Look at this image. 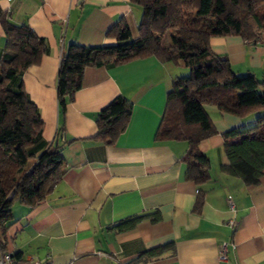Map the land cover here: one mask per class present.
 I'll return each mask as SVG.
<instances>
[{
    "label": "crops",
    "instance_id": "obj_1",
    "mask_svg": "<svg viewBox=\"0 0 264 264\" xmlns=\"http://www.w3.org/2000/svg\"><path fill=\"white\" fill-rule=\"evenodd\" d=\"M0 8L47 44L41 62L22 75L44 122V143L54 141L61 125L72 139L62 151L63 178L48 198L31 208L13 205V222L0 231V257L9 253L40 264H264V174L259 185L247 186L222 171L230 164L223 134L253 125L255 114L240 117L206 105L216 133L201 143L210 180L197 185L186 176L188 142L156 140L174 80L191 73L187 62L150 56L88 67L63 119L59 113L57 76L65 45L116 44L107 32L120 19L136 38L140 6L130 0H0ZM174 40L172 30L167 31L163 43ZM5 43L0 20V54ZM210 47L228 58L238 75L253 73L264 81V31L256 43L229 35L212 37ZM119 95L133 105L127 129L112 145L95 141L96 114ZM199 191L203 202L196 210ZM156 212L157 222L152 216L132 230L114 229L120 220ZM171 241L175 252L133 262L141 252ZM225 242L228 252L222 260Z\"/></svg>",
    "mask_w": 264,
    "mask_h": 264
},
{
    "label": "trees",
    "instance_id": "obj_2",
    "mask_svg": "<svg viewBox=\"0 0 264 264\" xmlns=\"http://www.w3.org/2000/svg\"><path fill=\"white\" fill-rule=\"evenodd\" d=\"M130 1L143 10L136 38L120 19L107 32L116 44L85 46L73 41L65 45L57 76L61 119L81 89L88 67L123 65L150 56L176 64L185 61L191 73L174 80L156 140L187 141L183 158L187 179L202 185L210 180V161L200 146L216 133L206 105L240 117L255 114L253 125L223 134L230 164L222 171L241 178L247 186L259 185L264 174V81L253 73H235L228 58L213 53L210 39L237 35L258 42L259 32L264 31V0ZM0 20L6 34L0 54V231L4 232L13 222L15 203L31 208L53 192L66 169L63 148L72 139L61 125L54 141L44 143L39 108L24 88L23 73L39 64L48 50L45 39L29 25L14 23L1 8ZM169 30L175 40L166 47L163 37ZM132 111L129 99L115 97L96 114L98 132L93 139L114 144L127 129ZM203 195L199 191L196 210ZM151 217L153 222L160 219L158 212L135 215L118 221L114 229L129 231ZM169 251L175 252L173 241L141 252L133 262H147Z\"/></svg>",
    "mask_w": 264,
    "mask_h": 264
},
{
    "label": "built area",
    "instance_id": "obj_3",
    "mask_svg": "<svg viewBox=\"0 0 264 264\" xmlns=\"http://www.w3.org/2000/svg\"><path fill=\"white\" fill-rule=\"evenodd\" d=\"M230 207L233 209L234 203L232 201H229ZM227 252H228V243H223L221 245V253L220 258L222 260H225L227 258ZM0 264H40L38 261L34 260H17L13 256H11L9 253L2 254L0 257Z\"/></svg>",
    "mask_w": 264,
    "mask_h": 264
},
{
    "label": "rangeland",
    "instance_id": "obj_4",
    "mask_svg": "<svg viewBox=\"0 0 264 264\" xmlns=\"http://www.w3.org/2000/svg\"><path fill=\"white\" fill-rule=\"evenodd\" d=\"M250 21H251V23L255 24V22H254V20H253V19H251ZM163 44H164V46H166V47H168V46H171V45H168V44H167L165 41H164V43H163Z\"/></svg>",
    "mask_w": 264,
    "mask_h": 264
}]
</instances>
